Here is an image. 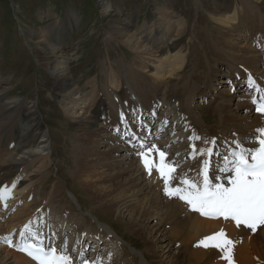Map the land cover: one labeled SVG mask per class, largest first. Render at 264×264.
I'll return each mask as SVG.
<instances>
[{
    "label": "rangeland",
    "instance_id": "374dc122",
    "mask_svg": "<svg viewBox=\"0 0 264 264\" xmlns=\"http://www.w3.org/2000/svg\"><path fill=\"white\" fill-rule=\"evenodd\" d=\"M98 1L0 0V79H2V83L5 86V91L0 98L2 99L3 96L5 98H21L26 104H35L40 115L42 129L45 131L46 136L50 138L47 141L48 149L46 153L48 160L45 162L47 164L45 168L40 171L32 170L35 173L37 172V176L25 188L26 190L23 191V194H16L7 203L6 201L9 198L4 200L5 202H1L2 206L0 204V264H14L13 258L2 259L5 254V242H2V240L6 238L7 233L14 229H19L25 224L34 225L33 227L40 226L44 229L52 226V229L60 230V235L56 233L54 235L58 240L67 238L66 248L69 249H71L74 241H78L75 238L79 237L81 235L79 233L84 232V229L93 233L92 236L100 232L107 235L108 233L113 235L116 232V234L127 242L131 248L129 250H132L131 252L134 254L128 250H124L122 254L120 245L125 249L127 246L113 235L116 238L115 246L117 247L114 251V259L103 256L108 253V250L101 249L97 251L98 257L89 256L85 259L82 258L81 262L84 263L147 264L146 262H148V264H188L189 262L188 252L185 250V253L182 251L178 255V258L176 257L174 251L177 253L180 240L178 241L177 239H171L169 237V230L171 229L169 224L157 225L158 220L149 216L153 211L152 208L140 213L143 208L137 202L133 207L129 206L127 209H122V207L118 206L117 211L115 209L113 211L107 210V212L104 209L105 207L103 208L102 203H100L101 200L92 196L90 187L96 185V188L101 187V185L110 186L112 182L109 184L110 180L107 179L105 173L119 171V168L126 167L132 158L125 160L126 163L120 166L118 165V167H112L110 165L113 160L111 157L108 159L111 161L109 164L105 166L100 165V161L106 162L111 147H116L120 142L118 141V137L103 129V126L100 124L101 120L98 119L100 122L97 121L98 125L93 128L96 133L91 136L92 139L97 140L94 143L95 146L93 145V149H89L87 146L83 147V150L88 151V153L92 150L90 154L97 152L98 154L96 156L98 157H95L93 154L91 155V159L95 160V165H92L88 171L83 172V176H80L81 173H78L75 167V158L81 156V151H78L79 153L77 154L72 151L74 147L77 148L76 146L79 145V143L74 141L79 131L76 125L68 119L57 101L58 98L52 89L54 88L52 77L49 70L45 67V61L37 57L41 47L37 41L39 36L34 35V29L40 26H47L52 22H57V24L59 23V27H63L61 29L64 41L63 51L70 56V72L78 81L77 85L80 88H85L88 91L92 85H86L87 82L90 79H95L97 85L101 87L103 98L107 101V96H111V94L109 95L111 86L109 85L108 74L110 67H112L119 74L121 84L123 82L122 87L126 85L137 96L132 91L131 83H141V80L147 79L152 84L151 79L154 78L148 77V75L151 76L150 72H143V70L140 71L138 69L135 64L136 54L124 45L120 39L111 34L109 24L110 21H126L129 22L131 30L139 29L143 24L150 26L156 21L157 10L155 9V1L160 5L165 2L169 10L174 13V19H183L186 22L180 35L173 38L175 47L172 50L173 53L180 49L184 56H186V60L184 67L175 75L171 82L166 83L162 80L158 82L159 89L162 92H168L169 90L170 93H173L174 100L181 101L182 105L191 103V105L189 104L187 106L188 108L186 106L181 108V115L185 114L189 116L192 119L191 124L205 136H220V134H225L226 139H224V142L237 145L236 142L239 143L240 141V143L252 144L255 142L254 138L257 137L255 134H259L257 132L255 133L258 122H254L256 115L252 113L250 103L244 98L239 97L241 95L234 91L235 88L231 91V86L225 81V77L231 73L230 71H238L239 67L244 65L239 66L235 63L227 65L226 63L229 62L224 60L222 63H219L222 65L218 66L219 64L215 60L212 45L217 38L218 28L220 26L215 22L214 18L212 19L209 8L213 6L215 9H221L225 4L229 6V12L232 13L235 11L236 19L234 24L238 28L241 25L238 22V17L244 19L240 10L241 8H245L247 11L245 15L248 14L245 18L249 16L247 19L248 29L245 31H242V28L234 29L235 36L239 38L238 40L234 39L233 42L235 41L237 46L243 48L244 55L247 51V55L259 54L260 59L263 61L262 50L264 46H261V44L264 43V37L260 34L264 35V31H261L260 28L254 29V27H258V25L264 23V0H104L111 4L109 14L106 15L100 11L99 4L101 2ZM249 18L251 19L249 20ZM242 36L245 39H242ZM244 47H250V50L244 51ZM234 53L237 54L238 51L236 50ZM227 66H230V69ZM260 68L261 70L264 69L263 62ZM213 69L219 70L223 78L216 77L217 80H214L212 83L211 71ZM262 73L264 72L262 71ZM238 77L244 78L241 74H237V79L240 80ZM209 81H211V84L207 86ZM122 87L120 86L119 90L116 89V96H119V91L120 95L122 91L128 92L126 87L123 89ZM176 88L180 89L177 94L175 91ZM230 94L235 97L233 96L231 98L228 106L227 100L225 101V99H228V95ZM159 95H162V97L160 96L161 98L158 97L159 102L162 101L164 105L161 106L160 109H163L158 114L163 115L165 118L167 117L166 113L173 116L169 111L172 107L170 104L176 105L175 101L173 100L170 103H168V100L163 101V98L168 97L167 93H165V97L163 93ZM138 99L140 101L139 97ZM238 102L245 103L249 108L246 110L238 109L236 107ZM218 103L220 105L222 103L223 107H228L230 111L229 118L220 123L218 122V112L215 110ZM108 106L115 107L114 105H110L109 102ZM110 110L115 109L110 108ZM109 111L107 110V114L105 113V122H108L106 116ZM10 113L13 116L14 113ZM232 115L238 119H242L238 125L240 128L247 127V129L240 132L241 129L236 128V132L235 129L234 131L230 130L233 129L232 127L228 130V125H231V118H233ZM96 116L99 118L100 114L97 113ZM177 116H179V113H177ZM0 118L2 119L3 117ZM173 119L175 121L176 117L173 116ZM174 121H168L173 128H175L173 125ZM107 125L110 124L107 123ZM250 126L252 128L251 133L249 132L250 128H248ZM225 130L229 132L226 133ZM91 137L89 138L91 139ZM213 139L215 138L213 137ZM219 141H222L221 138ZM197 144L199 146V142ZM255 146H257L256 143ZM127 148L129 149L125 145V150L121 149L119 152H111V154L119 156L118 158L121 159L123 155L127 154ZM203 151V149L200 152L197 151L196 155L199 157L203 156L201 155ZM134 155H137V157H134L139 161L138 154ZM205 159L207 160V157ZM135 163L136 165L141 164H137L136 161ZM140 173L142 183L152 187L159 195L161 204L166 206L168 200L172 199V196L163 197V194L160 192L161 187L160 189L155 188L151 181L147 182L141 169ZM189 173L188 171L183 174ZM87 174L91 176L92 181L90 179L87 182L85 181L84 176ZM102 177L106 179L104 180ZM159 178L163 181L161 176ZM125 180H127L126 175H120L113 182L115 184L119 182L118 184L122 185L125 183ZM138 180L140 182V179ZM159 184V182H155V185L159 186ZM161 185L164 186V182ZM54 188L53 195L55 198L48 199L47 194L51 193ZM98 192L100 193V191ZM121 193L130 202H134L136 199L133 193L127 191V189H123ZM144 196L145 194H142L137 199L142 201L141 198ZM58 197L60 198L59 201H57ZM0 201H2L1 195ZM46 201L48 202L47 204ZM49 201L54 202L53 210L51 209L53 213L51 215L43 214V216L49 217L48 220H45L40 217L41 209L49 207ZM6 204L9 205L4 206ZM139 207L140 212L137 210ZM188 208L184 209V211L186 212ZM10 223H12L11 229H9ZM159 227L161 230L163 229L162 232L167 233L164 237L160 236L161 231L158 230ZM64 229H67L68 232L62 234ZM28 232L27 236L29 238L33 235H40L39 232L34 234L32 229ZM48 233H51L53 236L51 239H53L54 235L51 231L46 230L44 235L46 236ZM38 238L40 239V237ZM9 239L10 243H6L8 245L14 243L12 244L14 247L16 244L18 245L23 242V239L22 241H17L18 237L16 235H12ZM90 240L86 239L85 241L90 242ZM173 249L175 250L173 251ZM57 250L63 251L59 248ZM91 251L93 252L94 250ZM135 251H137L138 256ZM77 253L79 254V252ZM65 254L69 256L67 251ZM70 254L73 257L72 253ZM186 256L187 258H185Z\"/></svg>",
    "mask_w": 264,
    "mask_h": 264
},
{
    "label": "bare ground",
    "instance_id": "6f19581e",
    "mask_svg": "<svg viewBox=\"0 0 264 264\" xmlns=\"http://www.w3.org/2000/svg\"><path fill=\"white\" fill-rule=\"evenodd\" d=\"M99 1L101 2L99 4L100 11L105 15L109 14L111 4L105 2L104 0ZM155 5V9L157 10L156 21L150 26L143 24L139 29L131 30L129 22L126 21H110L109 24L111 34L120 39L124 45H126L136 54L135 64L138 69H140V71L143 70V72H150L151 76L148 75V77L154 78L151 79L152 84H150L149 80L147 79L141 80V83H131L132 91H134L140 98V104L144 108L154 107L152 110V112H154L153 115L158 114V111L155 109V105L157 106L159 104L158 94L163 93L165 97V93H167L168 97L163 98V101L168 100V103L174 100L173 93H170L169 90L168 92H162V90L159 89L158 82L161 80L166 83L171 82L175 75H177L178 72L184 67L186 60V56H184L180 49L172 53V50H174L175 47L173 38L180 35L186 25V22L183 19H174V13L169 10V7L167 4H165V2L160 5L157 1H155ZM229 10L230 7L226 4L223 5L221 9H215L213 6L209 8L212 19L214 18L215 22L220 26L218 28L217 38L214 40L212 45V52L214 53L215 60L218 64L226 60V62H229L226 63L227 65L231 63H235L239 66L244 65L240 66L239 70L236 67L238 71H230L231 73L226 76L228 78L227 82H234L232 85L237 86L239 83L237 81V74H241L244 77L243 79H246L248 83L253 84L254 80L257 79L259 85H254V89L257 90L260 96H262L264 92V84H262L264 83V75L261 76L263 70H261L260 65L263 61L260 59V55L255 53V55H247V50H250V47H244V51H247L244 55L243 48L237 46L235 41L233 42L234 39L238 40L239 38L235 36V32L233 30L240 28H242V31L247 30V19L249 16L245 18V16L248 15H245V12L247 13V11L245 8H241L240 12L242 13V16H244V19L238 17V22L241 24L238 28L234 24L236 19L234 11L235 9L232 13L229 12ZM250 19L251 18H249V20ZM256 28H260L261 31H264V23L258 25V27H254V29ZM61 29H63V27H59V23L57 24V22H52L47 26H40L33 31L34 35L39 36L37 41L39 42L38 45L41 47L37 57L45 61V67L49 70V73L52 77L54 86L52 89L58 98L57 101L59 102L61 109L65 112L68 119H70L71 123L76 125L79 131L78 136H75L74 139V141L79 143V145L76 146L77 148L74 147L72 151L75 154L79 153L78 151H81V156L75 158V167L77 172L81 173L80 176H83V172L88 171L92 165H95V160L91 159V155L93 154L95 157H98L96 156V154H98L97 152L90 154L92 150L90 153H88L86 150H83L84 146H87L89 149H93V145L97 141L91 137L96 133L95 129L93 128L98 125L97 121L99 118H97L98 116H96V114L99 113L100 116H105V113L107 114V108H105V104L108 101L109 104L114 105L116 109L110 111L108 110L109 112L106 116V120L108 122L114 121L122 128V126L126 125V122L119 119L118 113L116 112L118 109L117 104H125L123 108L124 112L137 111V109L132 103V99L130 98V94L128 92L122 91L121 95L116 96L114 91L120 88L121 79L119 74L112 67H110V72L108 74V81L110 83L109 85L111 86L110 90L112 93L111 96L107 97V101L102 97L99 86L97 85V81L95 79H90L87 82L86 85H92L88 91H86L85 88H80L77 85L78 81L73 77V75H71L69 68L70 56H68L63 51L64 41ZM260 35L264 37L263 34ZM241 38L245 39L243 36ZM261 46H264V43L261 44ZM236 50L238 51L237 54L234 53ZM220 65L222 64H219L218 66ZM216 77L223 78L221 77L219 70L213 69V71H211L212 83L214 80H217ZM208 84H211V81L207 83V86ZM126 89L128 88L126 87ZM178 90L180 89H175L176 94L179 93ZM4 91L5 86L2 83V79H0V96L4 93ZM154 93H157V95ZM233 96L234 95L230 94L228 95V99H225V101L227 100L226 102L228 106V102ZM189 104L182 105L181 101H178L177 106H172L170 111H168L176 117V125L178 124L183 127L181 129L182 133H175V135L178 137L185 136L190 140L192 139L193 142H199V146L196 145L197 148H201L203 142L207 144L205 147H203V153L205 155L199 157L196 155L197 150L191 153V158H194L195 171H193V169L189 170V175L191 177L198 178L197 173H199V169H201L202 164H204V161L206 160L205 157H207L208 154L206 150L211 148L214 135H207L205 137V141L198 139L196 137L195 130L191 129L193 126L191 124L192 119L188 117L187 120H184V118L177 116V113L180 112L181 108L184 106L187 107ZM162 105H164V103H162ZM236 107L238 109L245 110L249 108L248 105L241 102H238ZM215 110L218 112L219 123L224 122L229 118L230 111L228 107H223L222 103L221 105L218 103V105L215 107ZM10 112L14 113L13 116ZM0 117H3L2 119L0 118V133H2L0 134L1 203L5 202L4 200L13 197L16 194H23V191L26 190L25 188L28 187L32 183L33 178L37 176V172L35 173L32 170L40 171L45 168L47 165L45 162L48 160V155L46 153V150L48 149L47 141L50 140V138L46 136L45 131L42 129L40 115L36 105L31 103L26 104L25 101L21 100V98H5V96H3L2 99L0 98ZM232 117L233 118H231L230 123L231 125H228V130L233 127V129L230 130L234 131L235 129L236 131V128H240L238 125L242 119H238L233 115ZM164 118L158 117V123L167 129H173L172 125H170L168 121L165 122ZM255 121L258 122L257 129L264 128V114L257 113L256 119L254 118V122ZM248 128H250L249 132L251 133V126ZM240 129L241 132L247 129V127ZM228 132L229 131H226V133ZM255 135L258 136L259 134ZM89 137H91V139ZM118 141L120 142L119 138ZM193 142H190V144H193ZM161 144L164 146L165 142H162ZM253 146H255V143ZM253 146L250 148H255L258 145L255 147ZM121 149L125 150V144L122 142H120L116 147H111L108 153L109 155L106 158V162L100 161V165L105 166L109 164L111 162L108 160L110 157L113 159L110 164L112 167H118V165L120 166L121 164H125V160L132 158V160L130 159V163L126 167L122 166L123 168H119V171L105 173L107 179L110 180V182L108 181L109 184L112 182L110 186L101 185V187L96 188V185L89 188L92 192V196L98 200H101L100 203H102L103 208L105 207V211H113L115 209L117 211L118 206L122 207V209H127L129 206L133 207L136 205L137 202H139L143 208L141 212L140 207L137 209L140 213H143L144 210L152 208L153 211L149 216L158 220L157 225H170L171 229L169 230V237L171 239H177L178 241L180 240V246L177 249V253L181 251L184 252V250L188 252V264H229L227 260L222 258L224 253L220 249L212 246V244L215 242H207L209 244L208 247H204L200 244V241L204 240L206 237L212 236L221 231L226 234L225 238L234 242L231 252V264H264V225L258 226L255 231H252L244 225H240L238 227L235 221L231 219L225 220L223 217H219L217 219L201 217L193 210H189L184 200L176 197L175 195L172 196L171 200H168L166 206L162 205L160 197H158L159 195L156 193V191L152 187L146 186L144 183H142V178L140 177L141 168L139 165H136L135 161L137 162V159L134 157V154H138V163H141L142 160L139 155L141 151L138 150L132 152L130 148H127V154L129 153L130 155L125 154L121 159L118 158L119 156L111 154V152H119ZM120 175H126L127 180H125V183L122 185L118 184L119 182L115 184L113 182L114 179ZM137 176L138 178H136ZM98 177L97 179L99 180L100 177ZM84 178L86 182L88 179L92 181V178L89 174L85 175ZM138 179H140V182ZM171 181L172 178H169V184ZM162 182H164V180ZM118 185L120 186L117 187ZM224 185L226 187L229 186L227 182L224 183ZM123 189L131 191L134 198L136 199L142 196V194H145V196L141 198L142 201L140 199V201L138 199L135 201V199L134 202H130L129 199L126 200V196L121 193ZM54 190L55 188L53 191H51V193L47 194L48 199L55 198L53 195ZM98 191H100V193ZM57 199V201H59L60 198L58 197ZM186 208H188L186 211L187 214H185L186 212L184 211ZM11 224L12 223H10V226L8 225L10 227H8L9 229L12 227ZM13 225L15 224L13 223ZM160 227L158 228V230L161 231L160 236L164 237L167 233L162 232L163 229L161 230ZM84 230V237L82 239L90 240L93 233H90L87 229ZM86 234L88 235L86 236ZM99 235L101 238L107 236V234L102 232L98 233V236ZM51 237H53L51 233H48V235L44 237L42 245L45 247V249H49L48 243L51 240ZM95 240L97 239L92 238L90 242ZM35 243L40 244V240L37 239ZM16 246L14 247L12 244L8 245L5 243V254L2 259L4 260L6 258H13L14 264H38V261L28 256L25 252L17 250L18 247L21 246V243L18 245L16 244ZM94 246L100 245L94 244ZM58 248L59 247L56 249ZM178 255L179 254H176V257H178ZM185 258H187V256ZM81 260L82 257L78 260L71 258V264H82ZM85 264L95 263L89 262Z\"/></svg>",
    "mask_w": 264,
    "mask_h": 264
},
{
    "label": "snow or ice",
    "instance_id": "6c2138e0",
    "mask_svg": "<svg viewBox=\"0 0 264 264\" xmlns=\"http://www.w3.org/2000/svg\"><path fill=\"white\" fill-rule=\"evenodd\" d=\"M264 99V97H262ZM253 104L256 100L253 99ZM257 112L264 114V103H260L255 109ZM259 133L254 138L258 145L255 148L240 149L232 152V159H226V167L220 171L231 172L228 178V185L223 183L212 184L208 176L207 160L203 165V184L198 187L196 183L188 180H181V183L187 185V189H171L169 187V173L175 170L173 164L165 163V153L159 152L160 163L155 165L157 171L164 180V191L169 196L179 195L193 211L210 219L223 217L225 220L235 221L239 227L243 224L245 227L255 231L258 226L264 225V128L256 129ZM152 145H142L139 153L145 169L151 174L154 166L149 159ZM239 148V144L237 143ZM148 149L144 151L143 149ZM210 155L212 149H207ZM204 155V153H201ZM215 242L213 247L220 249L224 256L223 259L231 264V252L234 242L225 238L223 231L212 236L206 237L200 241L204 247H208L207 242ZM10 243V242H9ZM18 251L25 252L28 256L38 261V264H71V257L66 255V247L63 251L56 248L45 249L41 244L22 242ZM84 264V262H82Z\"/></svg>",
    "mask_w": 264,
    "mask_h": 264
}]
</instances>
